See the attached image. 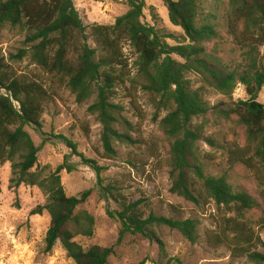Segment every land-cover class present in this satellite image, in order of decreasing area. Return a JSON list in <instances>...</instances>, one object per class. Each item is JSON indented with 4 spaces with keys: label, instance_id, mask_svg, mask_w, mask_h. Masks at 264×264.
Returning <instances> with one entry per match:
<instances>
[{
    "label": "trees",
    "instance_id": "trees-1",
    "mask_svg": "<svg viewBox=\"0 0 264 264\" xmlns=\"http://www.w3.org/2000/svg\"><path fill=\"white\" fill-rule=\"evenodd\" d=\"M125 1L127 11L112 25H94L88 34L73 0H0V27L24 33L16 53L0 57V166L11 163L14 186H36L45 195L38 210H46L50 217L44 237L47 251L58 242L74 264H108L113 246L84 248L75 240L93 233V216L79 206L94 189L66 195L59 173L75 169L67 156L46 175L32 170L40 146L24 126L40 127L45 103L59 97L61 89L69 90L78 103L93 97L87 112L101 125L100 157L114 159L115 142L132 145L137 141L130 134L135 125L123 115V106L112 101L116 86L122 84L139 120H143L139 91L156 111L167 110L158 126L169 140L170 192L196 205L211 201L224 209L214 230L207 233L208 242L226 247L232 258L264 264V104L257 101L264 84V67L258 64V48L264 47V0H164L169 21L181 28L186 40L173 45L142 20L143 1ZM210 1L221 12L223 29L239 59L223 55L218 42L222 35L212 21L218 14L202 15ZM124 44L133 51L131 64ZM24 57L41 78L15 72L12 63ZM188 74H195L203 86L193 88ZM238 83L244 86L246 100L209 105L204 99V86L230 97ZM55 137L94 170L99 198H110L118 205L109 212L120 223L117 242L125 233L139 234L155 241L164 255L157 226L177 230L191 243L198 240L197 218L152 212L145 216L141 200H127L116 184L103 183L104 166L79 153L65 136ZM201 142L209 150L202 149ZM207 163L219 172L207 173ZM238 165L256 182L259 199L230 181L229 171ZM256 211L259 215L252 218Z\"/></svg>",
    "mask_w": 264,
    "mask_h": 264
},
{
    "label": "rangeland",
    "instance_id": "rangeland-1",
    "mask_svg": "<svg viewBox=\"0 0 264 264\" xmlns=\"http://www.w3.org/2000/svg\"><path fill=\"white\" fill-rule=\"evenodd\" d=\"M141 1L144 4L142 20L145 23L165 35V41L171 45L186 42L181 28L169 21L164 0ZM73 4L88 34L94 25H112L115 18L128 9L125 0H73ZM211 5L212 1L205 3L202 15L218 14L212 21L219 27L222 35L218 42L223 49V55L239 59L238 51L233 49L234 45L223 29L225 26L221 12H216ZM23 38L24 33L19 29L7 25L0 27V57L7 58L9 54L16 53ZM88 43L94 46L91 38ZM232 50L235 52H231ZM123 52L131 64L135 58L132 49L124 44ZM258 52V64L264 67V47H259ZM12 67L17 74L27 78H41V73L27 57L13 62ZM187 77L193 88L203 86L195 74H188ZM115 91L112 101L123 106V115L135 125V130L130 131V134L137 141L132 145L115 142L114 159L100 157L101 125L94 115L87 112V106L92 103L93 97L78 103L69 90L61 89L59 97L45 103L40 119L41 126H24L33 143L40 146L36 165L32 170L41 171L46 175L55 170L67 156V161L75 169L71 172L62 170L59 173L66 195L75 196L84 190L94 189L87 201L79 206V209L86 210L93 216V233L91 236H77L76 242L84 248L94 244L113 246L108 264H254L244 257L232 258L226 247L213 246L208 242L207 233L214 230L216 221L224 214V209H217L211 201L196 205L170 192L171 181L167 164L169 140L158 126L159 119L167 110L156 111L147 96L139 91L137 103L143 115V120H139L131 107L124 85L118 84ZM203 93L209 105L248 98L244 86L240 83L230 97L206 86ZM257 101L264 104V84L258 93ZM57 135L70 139L79 153L105 167L101 173L104 184H116L127 200H141L145 216L152 212L155 215L182 219L197 218L200 222L198 240L191 243L177 230L157 226L155 231L163 243L164 255L155 241L139 234L125 233L117 242L120 223L111 217L109 212L118 209V205L110 198H99L96 192L99 188L96 173L83 164L76 154H72L70 148L55 137ZM200 146L209 150L204 142H201ZM206 172L217 174L219 169L207 163ZM229 174L235 187H245L259 199L260 189L256 182L247 176L243 166L234 167ZM11 178V163L6 162L0 166V264H74L58 242L50 251L45 249L44 237L50 217L46 210H38L46 200L43 192L36 186H14ZM258 215L259 212L256 211L251 217ZM261 237L264 240V230L261 231Z\"/></svg>",
    "mask_w": 264,
    "mask_h": 264
}]
</instances>
